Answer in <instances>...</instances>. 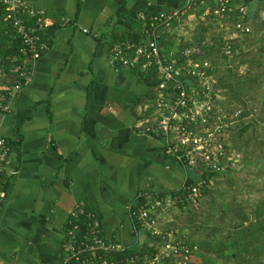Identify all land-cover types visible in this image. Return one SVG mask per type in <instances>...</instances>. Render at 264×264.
Here are the masks:
<instances>
[{"label": "crops", "instance_id": "0c3cea01", "mask_svg": "<svg viewBox=\"0 0 264 264\" xmlns=\"http://www.w3.org/2000/svg\"><path fill=\"white\" fill-rule=\"evenodd\" d=\"M28 1L55 19L67 16L75 23L42 34L48 46L34 63L32 82L18 93L10 111L0 112V135L12 146L1 181L7 184L0 182V264H63L65 226L80 204L93 210L108 238L130 246L138 241L127 218V205L135 196L175 190L199 170H188L167 156L161 140L142 130L143 108L153 101L146 93L158 84L120 66L112 44L116 33L131 30L129 21L140 20V12H170L188 0ZM259 1L253 13L242 6L251 29L247 33L216 19L210 0L182 14L170 29L159 30L183 34L173 37L172 51L187 43L200 47L215 66L220 99L229 89L224 82L231 72L227 69L234 67L231 73L238 76L246 72L240 74L235 67L248 63L244 58L236 61V54H243L250 38L264 31V0ZM226 44L236 45V52L225 53ZM239 113L235 111L236 121ZM248 155L242 158L244 167L228 169L217 179L243 173ZM11 170L17 173L9 175ZM239 227L234 225L233 234ZM201 244L194 259L206 264L215 252L208 253L209 242ZM263 248L248 246L262 260ZM241 249L238 254H246Z\"/></svg>", "mask_w": 264, "mask_h": 264}, {"label": "built area", "instance_id": "2783aa9c", "mask_svg": "<svg viewBox=\"0 0 264 264\" xmlns=\"http://www.w3.org/2000/svg\"><path fill=\"white\" fill-rule=\"evenodd\" d=\"M206 1L188 0L180 8L154 13L148 18L145 12H140L138 17L141 20L151 21L152 31L138 41H115L112 53L122 67H135L139 58L146 61L144 67H156L159 79L156 97L143 108L142 130L160 139L165 154L186 169L224 173L234 167L238 156L229 143L230 130L236 120L235 114L221 107L215 66L202 56L198 45L183 49L181 54L184 58L175 55L179 50L172 51L170 59L165 58L160 45L161 28L170 29L174 20ZM210 1L214 17L232 23L230 0ZM0 9L3 21L16 32L21 45L20 55L0 59V112H8L18 93L32 82L34 63L48 46L42 34L56 26L64 27L75 22L67 16L55 19L49 16L46 9L36 7L28 0H0ZM240 12L241 19L233 24L241 32H250L251 29L243 21L245 8L241 7ZM84 31L88 32L87 29ZM225 53H232L230 44L225 47ZM11 150L10 141L0 135V182ZM16 173V170L9 171V175ZM188 178L173 192L163 193V196L158 192H140L127 205L131 220L138 218L152 236L164 240L158 242L154 255H145L143 262H135L134 257L119 262L111 259L107 254L123 251L125 245L108 238L93 210L80 204L67 219L63 264L71 260L77 264H203L194 259L200 250L197 243L188 240L184 233L161 228L164 209L175 211L194 207L200 203L204 188L210 187L204 177L199 176L191 183L187 182ZM140 198H146L145 203L135 211L133 206Z\"/></svg>", "mask_w": 264, "mask_h": 264}, {"label": "rangeland", "instance_id": "374dc122", "mask_svg": "<svg viewBox=\"0 0 264 264\" xmlns=\"http://www.w3.org/2000/svg\"><path fill=\"white\" fill-rule=\"evenodd\" d=\"M260 2L249 0L246 3L248 11L253 13L261 4ZM177 32V35L173 34L174 38L183 35L180 34L181 31H175ZM247 47L248 49L243 54L241 52L235 56L236 61L241 58L247 59L248 63L245 66L239 65L238 68L235 64L240 74L246 72L238 76L237 73H231L235 71L234 67L230 66L227 69L231 72L226 73L227 77L224 82L229 89L225 91V97L221 95L220 99L222 109L232 115L239 109L240 116L237 121H242V124L249 123L242 139V142H245H240L241 150L237 147L240 153L237 154L236 163L233 164L236 169L244 167L243 159L248 152L250 161L245 164L246 170L243 173L237 171L219 177L214 189L203 195L196 207L175 209V211L169 208L170 210L162 211L161 228L180 234L186 233L191 241L209 242L210 245H205L207 248H219L218 243H225L227 247L222 251V255L219 253L216 255V249H214L213 256L208 255L212 259L211 264H235L236 262L264 264V259L255 258L252 251L248 249V246L260 248L263 246V237L252 222L256 203L264 198V31L255 35L253 39L251 37ZM228 57L230 56L227 55L226 58ZM233 86L237 87L240 94L234 93L236 89ZM218 87L220 88V85ZM232 87L234 90L231 89ZM227 100H229L228 103L225 102ZM127 218L131 221L130 217ZM245 220L247 222L243 224ZM234 225L240 226L236 234L232 232ZM239 230L240 233H238ZM252 232L255 234L253 235ZM239 246L246 248V254H238L235 257L233 253L244 251L239 250Z\"/></svg>", "mask_w": 264, "mask_h": 264}, {"label": "trees", "instance_id": "16d2710c", "mask_svg": "<svg viewBox=\"0 0 264 264\" xmlns=\"http://www.w3.org/2000/svg\"><path fill=\"white\" fill-rule=\"evenodd\" d=\"M248 2L249 0H230L229 16H230V20L232 21V23H235L237 20L241 19L242 16H241L240 8L242 6H246V3ZM263 3L264 1L262 2V4ZM152 14H154L152 11H146L147 18ZM247 18L248 17L245 16L243 18V21L247 20ZM255 21H256V18H255ZM128 24L130 25L131 30L129 29L130 31L126 33L123 32L121 36H118L116 33L115 35L117 36V38L115 39V41H121L122 39H131V40L138 41L143 36H145L148 32H151L153 29V25L149 19H146L145 21L141 19L140 20L132 19L131 21L128 22ZM173 36H174L173 34L171 33L167 34L166 32L160 35V45H161L162 52L164 53L166 59H170L171 56L173 55L171 54L172 45H173L172 43ZM191 44L193 43L184 44L182 45V47L180 46L179 51L175 53V55L181 58H184V56L181 54V51L185 49L187 46H191ZM227 45L228 44H226L225 46ZM20 46H21L20 40L18 36L16 35V32L3 21L2 10L0 9V59H6L7 57L13 56L15 54L20 55V48H21ZM236 49H237L236 45L235 46L231 45L232 52H236ZM145 62L146 61L144 59L139 58L137 59L135 67L131 69H133L135 74H137L140 78L148 79L151 85L156 84V83L158 84L159 79L156 73V67L155 66L144 67ZM214 74H216V71ZM153 89H154V92L149 90L146 93V96H150L151 100L152 99L155 100L156 92H157V88L154 87ZM248 127H249V123L242 124V121L234 122L231 127V130H230L231 138L229 139V143H230V147L233 148L237 152H238L237 147L240 144V142L243 141L242 140L243 135ZM199 176L204 177L209 182L210 187L204 188L203 195H205V194L210 193L211 185L215 186L217 184V180H218L217 177L220 176V173L207 171V170L206 171L199 170L197 177ZM196 178L189 175L187 182L188 183L194 182ZM2 183L3 182H1V184ZM3 184H7V181ZM173 191L174 190H172V192ZM159 194L162 196L164 195L163 193H159ZM145 200L146 198L138 199L137 204L133 206V210L136 211L141 204L145 203L144 202ZM198 204H196L194 207L198 206ZM188 208H192V207H188ZM131 222H132V227H133L132 233L136 237L138 236V241L130 246L123 244L125 245V248L123 251H114V252L108 253L107 255H109V257L113 259L114 261L119 262L122 260H126L127 258L134 257L135 262H143L145 255L149 254L152 256L157 252L158 249L156 248V246L159 244L158 242H164V240L161 239L160 237L152 236L149 230L144 229L142 227L141 221H139L138 218L136 217L132 218ZM252 224L253 226L257 228L258 232L263 237V244H264V198L260 199L256 203L255 209L253 211ZM66 227H67V223H66L65 228ZM85 227H86V224H85ZM166 232H169V231H166ZM195 243L199 245L200 249H202L201 247L204 246L202 245L203 243L201 244V242H195ZM218 246L219 248L209 247L208 251L215 252L214 249H216V252L220 253L227 247L225 243H218ZM259 251H262L261 255H264L263 254L264 248L263 250L260 249ZM233 255L237 257L238 253L235 252L233 253ZM211 262H212V259L207 257L206 264H211ZM68 264H77V262L75 260H71ZM144 264H146V262H144ZM189 264H192V262H190ZM235 264H241V263L236 262Z\"/></svg>", "mask_w": 264, "mask_h": 264}]
</instances>
